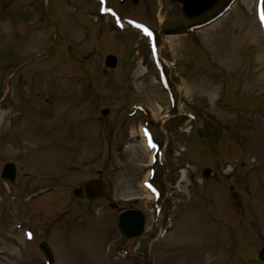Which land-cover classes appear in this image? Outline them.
Masks as SVG:
<instances>
[{"label":"rangeland","instance_id":"374dc122","mask_svg":"<svg viewBox=\"0 0 264 264\" xmlns=\"http://www.w3.org/2000/svg\"><path fill=\"white\" fill-rule=\"evenodd\" d=\"M231 1L188 22L167 0H0V172L16 167L13 185L0 178V264H46L41 242L54 264H261L264 38L256 0ZM103 9L157 32L174 104L147 40ZM96 178L103 199L73 196ZM129 209L139 239L117 228Z\"/></svg>","mask_w":264,"mask_h":264},{"label":"water","instance_id":"95a60500","mask_svg":"<svg viewBox=\"0 0 264 264\" xmlns=\"http://www.w3.org/2000/svg\"><path fill=\"white\" fill-rule=\"evenodd\" d=\"M178 3L181 6L182 15L187 19L197 18L207 12H209L220 0H169ZM107 67H115L116 59L109 56L105 60ZM103 115L107 114V111L102 112ZM15 169L12 164L4 166L1 177L8 179L11 182L14 181ZM79 193L78 191L75 192ZM106 193V185L97 180L89 181L85 184V194L87 199L94 200L104 196ZM119 228L122 234L128 238L138 237L141 234L143 226V217L139 212H126L119 217ZM43 253L52 262L51 253L43 243L40 245ZM258 260L264 263V247L258 254Z\"/></svg>","mask_w":264,"mask_h":264},{"label":"bare ground","instance_id":"6f19581e","mask_svg":"<svg viewBox=\"0 0 264 264\" xmlns=\"http://www.w3.org/2000/svg\"><path fill=\"white\" fill-rule=\"evenodd\" d=\"M56 155H57V153H56ZM46 156H47V158H48L49 160H52V159H54L55 154L47 153Z\"/></svg>","mask_w":264,"mask_h":264}]
</instances>
